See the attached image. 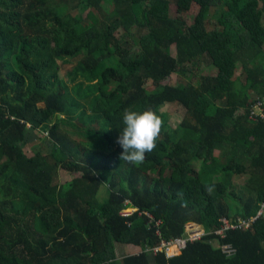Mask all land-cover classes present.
Listing matches in <instances>:
<instances>
[{
	"label": "trees",
	"instance_id": "obj_1",
	"mask_svg": "<svg viewBox=\"0 0 264 264\" xmlns=\"http://www.w3.org/2000/svg\"><path fill=\"white\" fill-rule=\"evenodd\" d=\"M77 78L95 81L76 94ZM257 100L264 109V0H0V264H264L263 216L170 259L130 250L180 237L189 222L212 232L258 214ZM165 105L183 111L174 128ZM147 108L162 132L132 165L116 143L123 112ZM29 130L48 148L27 143Z\"/></svg>",
	"mask_w": 264,
	"mask_h": 264
},
{
	"label": "built area",
	"instance_id": "obj_2",
	"mask_svg": "<svg viewBox=\"0 0 264 264\" xmlns=\"http://www.w3.org/2000/svg\"><path fill=\"white\" fill-rule=\"evenodd\" d=\"M249 119L256 121L264 122V109H263V101H255L250 109V113L248 115ZM136 211L134 208H125L120 211V215L122 217H128ZM147 215V214H146ZM148 216V215H147ZM263 216L264 217V203L261 206V210L258 214L250 219L244 218H223L221 220L222 224L220 228L215 231L209 232L202 225L194 222H189L185 225L184 234L180 237H175L169 240H160L154 246H145L140 253L150 254L152 256H156L158 254L164 253L168 259L179 256L185 250L187 245L191 242L202 241L209 235L214 234L220 238H225L229 231L238 230V229H248L251 227L252 222H254L257 218ZM149 217V216H148ZM159 221L154 223V226L157 227L159 225ZM156 234L159 236V232L156 231ZM213 243V240L210 241ZM218 248L221 252L227 257L232 258L237 254V249L229 243H220Z\"/></svg>",
	"mask_w": 264,
	"mask_h": 264
},
{
	"label": "clouds",
	"instance_id": "obj_3",
	"mask_svg": "<svg viewBox=\"0 0 264 264\" xmlns=\"http://www.w3.org/2000/svg\"><path fill=\"white\" fill-rule=\"evenodd\" d=\"M123 124L116 140L122 149L119 159L132 165H140L145 161L146 154L156 148L163 120L151 108L143 111L125 109Z\"/></svg>",
	"mask_w": 264,
	"mask_h": 264
},
{
	"label": "rangeland",
	"instance_id": "obj_4",
	"mask_svg": "<svg viewBox=\"0 0 264 264\" xmlns=\"http://www.w3.org/2000/svg\"><path fill=\"white\" fill-rule=\"evenodd\" d=\"M105 5H106V1H105ZM193 11H195V9H193ZM85 14H86V11L83 13L84 17H85ZM190 18L191 17H188L187 20L190 21ZM171 53L175 54V51L172 49ZM60 74L62 77L63 70L61 71ZM94 81H87V80L82 79V78H77L73 83H69V86H70V88H72L74 90V92L76 94H82L84 91L89 89L88 88L89 85H93ZM168 82L172 83V84H178V83H183V80H181L176 75H172L168 79ZM80 101L84 102V100H82V99H80ZM160 111L167 114L168 122L172 128L176 127L179 124L181 117H182V113H183L182 109L180 107L175 106V105H165L164 107L161 108ZM44 134H45V131H44ZM42 135H41V132L29 130V131H27V134H26V142L31 143L33 141H36L41 146L39 148L44 150V149H46V147L48 148L50 142H49V139L41 138ZM25 147H27L26 148L27 151H28V148L31 149L30 144H27ZM194 165H195V168L198 167V163H195ZM70 178H71L70 175L65 176V175H62L61 172L59 174L60 182H64V181H66L65 179H70ZM246 179H247L246 176H243L241 178H235L233 185L236 188L240 187L241 189H243V187L245 186ZM97 196H98L99 201H101V202L105 201L108 198V191L106 190V187L104 185H102L100 187ZM233 212H235V211H233ZM213 246H217V243L213 242ZM130 250L132 253L140 252V250L135 252V250L133 248H130ZM117 256H118V258H120L121 254H117Z\"/></svg>",
	"mask_w": 264,
	"mask_h": 264
}]
</instances>
